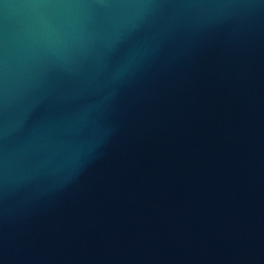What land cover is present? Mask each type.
Listing matches in <instances>:
<instances>
[{
    "label": "water",
    "instance_id": "1",
    "mask_svg": "<svg viewBox=\"0 0 264 264\" xmlns=\"http://www.w3.org/2000/svg\"><path fill=\"white\" fill-rule=\"evenodd\" d=\"M0 264H264V0H0Z\"/></svg>",
    "mask_w": 264,
    "mask_h": 264
}]
</instances>
